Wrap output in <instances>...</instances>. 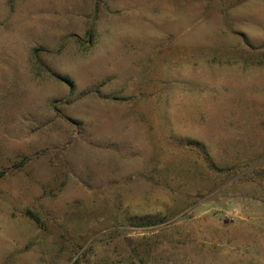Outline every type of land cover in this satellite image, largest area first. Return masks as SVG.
<instances>
[{"label": "rangeland", "instance_id": "374dc122", "mask_svg": "<svg viewBox=\"0 0 264 264\" xmlns=\"http://www.w3.org/2000/svg\"><path fill=\"white\" fill-rule=\"evenodd\" d=\"M0 264H264V0H0Z\"/></svg>", "mask_w": 264, "mask_h": 264}]
</instances>
